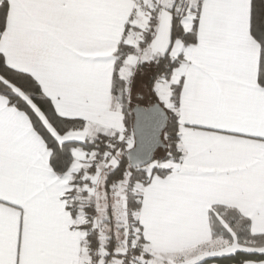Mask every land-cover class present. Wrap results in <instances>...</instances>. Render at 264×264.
<instances>
[{"label": "snow or ice", "instance_id": "snow-or-ice-1", "mask_svg": "<svg viewBox=\"0 0 264 264\" xmlns=\"http://www.w3.org/2000/svg\"><path fill=\"white\" fill-rule=\"evenodd\" d=\"M0 264H264V0H0Z\"/></svg>", "mask_w": 264, "mask_h": 264}]
</instances>
